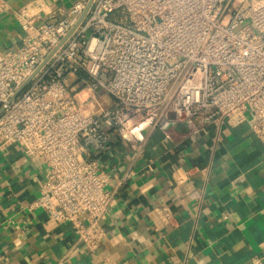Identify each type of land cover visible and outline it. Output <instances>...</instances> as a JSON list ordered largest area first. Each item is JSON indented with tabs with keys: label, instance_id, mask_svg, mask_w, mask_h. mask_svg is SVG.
<instances>
[{
	"label": "built area",
	"instance_id": "built-area-1",
	"mask_svg": "<svg viewBox=\"0 0 264 264\" xmlns=\"http://www.w3.org/2000/svg\"><path fill=\"white\" fill-rule=\"evenodd\" d=\"M57 13L34 1L15 14L24 35L0 53V147L43 166L32 207L92 253L113 200L98 159L112 133L142 142L170 111L200 129L245 123L264 141V0H76ZM79 72L112 106L77 99Z\"/></svg>",
	"mask_w": 264,
	"mask_h": 264
},
{
	"label": "crops",
	"instance_id": "crops-1",
	"mask_svg": "<svg viewBox=\"0 0 264 264\" xmlns=\"http://www.w3.org/2000/svg\"><path fill=\"white\" fill-rule=\"evenodd\" d=\"M4 1L0 53L24 35L17 11L76 0ZM98 159L113 200L92 253L69 223L32 207L43 166L18 144L0 147V264H264V141L247 124L200 129L167 111L142 142L112 133Z\"/></svg>",
	"mask_w": 264,
	"mask_h": 264
},
{
	"label": "rangeland",
	"instance_id": "rangeland-1",
	"mask_svg": "<svg viewBox=\"0 0 264 264\" xmlns=\"http://www.w3.org/2000/svg\"><path fill=\"white\" fill-rule=\"evenodd\" d=\"M69 77H70L68 78V82H70L69 85L70 87L73 86L74 88L73 93H75V96L79 101L83 102L86 96L92 94L93 99L95 100L93 101L95 105V109L112 106L113 98H111L104 90L101 89L94 91L87 90L85 83H83V80H86V75L84 72H79L78 74H70ZM79 91L80 94L79 93L77 94V92ZM85 93L88 95H86ZM85 102L87 103L88 99H86L84 103Z\"/></svg>",
	"mask_w": 264,
	"mask_h": 264
},
{
	"label": "water",
	"instance_id": "water-1",
	"mask_svg": "<svg viewBox=\"0 0 264 264\" xmlns=\"http://www.w3.org/2000/svg\"><path fill=\"white\" fill-rule=\"evenodd\" d=\"M28 83V81H26L21 87L18 88V90L15 93V96L18 95L26 86V84Z\"/></svg>",
	"mask_w": 264,
	"mask_h": 264
}]
</instances>
